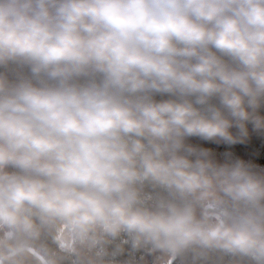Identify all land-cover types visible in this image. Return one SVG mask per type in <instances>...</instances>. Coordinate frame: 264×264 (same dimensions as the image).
Here are the masks:
<instances>
[{
  "label": "clouds",
  "instance_id": "9594fccd",
  "mask_svg": "<svg viewBox=\"0 0 264 264\" xmlns=\"http://www.w3.org/2000/svg\"><path fill=\"white\" fill-rule=\"evenodd\" d=\"M0 264H264V0H0Z\"/></svg>",
  "mask_w": 264,
  "mask_h": 264
}]
</instances>
